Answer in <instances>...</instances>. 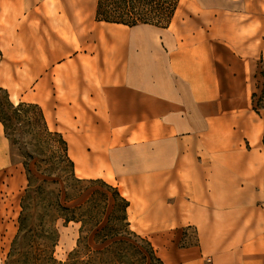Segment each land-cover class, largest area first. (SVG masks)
<instances>
[{"label": "crops", "instance_id": "0c3cea01", "mask_svg": "<svg viewBox=\"0 0 264 264\" xmlns=\"http://www.w3.org/2000/svg\"><path fill=\"white\" fill-rule=\"evenodd\" d=\"M234 1L188 0L160 49L97 21L98 0H0V87L40 107L79 178L119 189L165 264H264V150L237 131L259 124L257 54L252 36L237 58L215 38L258 30L230 22ZM13 169L0 121V175Z\"/></svg>", "mask_w": 264, "mask_h": 264}, {"label": "trees", "instance_id": "16d2710c", "mask_svg": "<svg viewBox=\"0 0 264 264\" xmlns=\"http://www.w3.org/2000/svg\"><path fill=\"white\" fill-rule=\"evenodd\" d=\"M183 1L98 0L96 20L130 28L152 26L167 29ZM0 91L6 94L10 106L15 108L8 91L2 87ZM262 95L264 101V90ZM256 98L255 93L253 103ZM21 104L39 108L46 128L62 141L77 184L65 189L59 187L58 190H49L45 187L49 182L45 180L38 184L27 167L29 185L22 199L19 231L6 264H165L156 255L151 243L131 228L128 219L130 202L122 196L119 189L101 179L79 178L69 156L68 144L62 135L50 130L39 106L24 102ZM258 107L264 106L257 103L254 107L259 114ZM0 121L6 137L13 145L8 125L1 115ZM262 144L264 146V136ZM84 181H100L105 188L94 191L84 202L71 206L87 191V188L81 186ZM61 221L64 226L71 222L80 224L76 247L68 253L65 261H59L55 256V248L61 238Z\"/></svg>", "mask_w": 264, "mask_h": 264}, {"label": "rangeland", "instance_id": "374dc122", "mask_svg": "<svg viewBox=\"0 0 264 264\" xmlns=\"http://www.w3.org/2000/svg\"><path fill=\"white\" fill-rule=\"evenodd\" d=\"M188 3V0L182 2L175 21L169 30L152 26H138L132 28L131 31L135 32L142 40L157 41L159 48L162 49L161 43L172 38L175 24L181 23L187 17ZM233 4L230 22L234 24L253 23L255 29L257 28L258 30L252 33L217 31L215 38L216 40H226L230 35L231 40L237 41L235 45L238 48H232L236 58L243 56L246 50L245 43L248 41L247 45L249 46L251 36L253 38L257 57L253 76L247 77L248 86L245 88V92L250 93L252 89L257 94L255 103L252 105V113L259 124L253 128V131H243L241 129H237V131L242 133L247 142L244 143L242 141L243 147L264 150L262 144L264 136V108L258 107L259 114L254 110L257 103L264 106L262 97L264 90V57L263 55L259 57L258 54L259 51H263L264 47V9H262L264 3L262 0H236ZM239 5H242V8ZM240 12H246L247 15H241ZM11 102L15 108L20 110L16 111L15 108H12L7 101L6 94L0 91V115L6 121L13 140L11 147L14 161L13 171L0 175V264H6L13 241L19 231L22 199L29 185L27 167L36 177L38 184H42L45 180L49 182V185H45L49 190H58L59 187L65 189L77 184L72 175V167L66 158L65 147L60 138L46 128L39 108L23 105L15 98ZM254 134L260 136L259 141H253L252 137L255 136ZM81 186L87 188V191L80 199L73 202L71 206L84 202L94 191L104 190L105 188L104 183L100 181H84ZM59 227L61 238L55 248V256L59 261H65L68 253L76 247L80 224L71 222L68 226H64L61 221L59 222ZM143 245L149 247L147 244Z\"/></svg>", "mask_w": 264, "mask_h": 264}, {"label": "bare ground", "instance_id": "6f19581e", "mask_svg": "<svg viewBox=\"0 0 264 264\" xmlns=\"http://www.w3.org/2000/svg\"><path fill=\"white\" fill-rule=\"evenodd\" d=\"M128 28V27H127ZM257 140V137H255V139H253V141H256Z\"/></svg>", "mask_w": 264, "mask_h": 264}]
</instances>
